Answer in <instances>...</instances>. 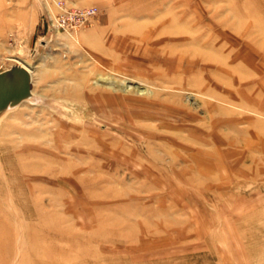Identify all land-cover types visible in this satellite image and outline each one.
<instances>
[{"label":"rangeland","instance_id":"1","mask_svg":"<svg viewBox=\"0 0 264 264\" xmlns=\"http://www.w3.org/2000/svg\"><path fill=\"white\" fill-rule=\"evenodd\" d=\"M63 1L95 12L39 0L8 50L31 9L0 0L32 93L0 111V264H264V0Z\"/></svg>","mask_w":264,"mask_h":264},{"label":"water","instance_id":"2","mask_svg":"<svg viewBox=\"0 0 264 264\" xmlns=\"http://www.w3.org/2000/svg\"><path fill=\"white\" fill-rule=\"evenodd\" d=\"M30 73L19 63L0 70V111L31 99Z\"/></svg>","mask_w":264,"mask_h":264},{"label":"built area","instance_id":"3","mask_svg":"<svg viewBox=\"0 0 264 264\" xmlns=\"http://www.w3.org/2000/svg\"><path fill=\"white\" fill-rule=\"evenodd\" d=\"M43 4L44 19H48V28L71 31L87 23L95 12L92 6H68L63 0H43Z\"/></svg>","mask_w":264,"mask_h":264},{"label":"crops","instance_id":"4","mask_svg":"<svg viewBox=\"0 0 264 264\" xmlns=\"http://www.w3.org/2000/svg\"><path fill=\"white\" fill-rule=\"evenodd\" d=\"M28 4H30V9L27 11V16L23 19L12 20L9 25V32L12 34L10 40L8 42H3L2 46L4 47L6 44V48L9 50L10 48L16 49L17 47L21 49H25L28 47L32 41V36L37 28V21L39 19L40 14V2L39 0H25ZM4 34H6L7 27L4 29Z\"/></svg>","mask_w":264,"mask_h":264},{"label":"bare ground","instance_id":"5","mask_svg":"<svg viewBox=\"0 0 264 264\" xmlns=\"http://www.w3.org/2000/svg\"><path fill=\"white\" fill-rule=\"evenodd\" d=\"M144 37H146V36H144ZM13 60H14L16 63H19V64H21L22 66H24V67L29 71V73H30V77H31V68H30V64L25 63V62H23V61H21V60H19V59H17V58H15V59H13ZM125 88H126V89H128V88L130 89V88H132V86L126 84ZM30 91H31V89H30ZM39 95H41V94H39ZM24 100H27V99H24ZM24 100L20 101V102L17 103L16 105L23 103ZM14 106H15V105H14ZM12 107H13V106H12ZM6 109H7V108H6Z\"/></svg>","mask_w":264,"mask_h":264}]
</instances>
